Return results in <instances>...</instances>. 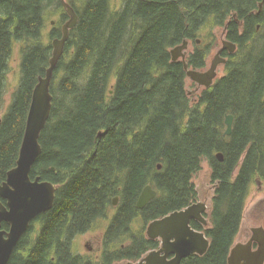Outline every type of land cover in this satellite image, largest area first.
<instances>
[{
	"label": "trees",
	"instance_id": "obj_1",
	"mask_svg": "<svg viewBox=\"0 0 264 264\" xmlns=\"http://www.w3.org/2000/svg\"><path fill=\"white\" fill-rule=\"evenodd\" d=\"M120 1L116 10L111 0H69L79 22L54 71L53 109L31 171L32 178L56 184V199L31 223L7 264L139 260L160 243L147 237V225L196 202L193 178L204 160L218 184L210 225L193 226L203 229L211 244L205 255L181 264H228L250 186L257 177L264 180V5L260 9L261 0ZM61 8L64 20L69 15L62 0H0V109L14 45L23 43L21 80L0 118V183L16 166L33 91L50 66L53 45L42 41L48 11ZM215 27H225L237 49L228 54L226 75L192 105L184 63L173 61L170 50L194 40L189 67H205L209 47L197 37ZM60 34L62 28H56L51 38ZM228 114L234 115L230 135ZM149 184L157 196L139 209V194ZM115 196L117 212L100 258L75 253L76 237L108 215Z\"/></svg>",
	"mask_w": 264,
	"mask_h": 264
},
{
	"label": "water",
	"instance_id": "obj_2",
	"mask_svg": "<svg viewBox=\"0 0 264 264\" xmlns=\"http://www.w3.org/2000/svg\"><path fill=\"white\" fill-rule=\"evenodd\" d=\"M63 6L70 18L63 26V36L55 38L52 42L53 52L50 58V66L45 76H40L33 91L32 101L27 117L26 129L20 148L19 158L14 168L8 171L7 179L0 183V196L7 200V205L0 201V264H7L16 246L29 230L31 223L41 214L53 208L57 186L55 183L42 180L40 176L31 178L32 168L42 153L40 137L51 116L53 107V94L51 84L55 68L64 54L66 43L71 29L79 22V15L74 7L66 0H62ZM264 0L260 3L262 9ZM188 39L171 49L173 61L182 60L187 76L194 80L199 86L209 88L214 85L218 75V67L227 61L221 56V52L228 49L231 53L236 51L237 44L224 40L223 47L218 51L212 61L211 67L205 71L189 67L187 62ZM226 135L233 131L234 116H226ZM217 157L223 161L220 152ZM159 164V169H161ZM157 191L147 185L137 202V207L143 209L153 198ZM119 197H115L113 204L117 205ZM207 205L204 202L193 203L183 209L173 211L162 218L151 221L147 226V237L149 239H160L159 249L152 250L138 261H127L122 264H180L182 259L192 255H205L211 241L205 232L192 227L193 219H198L204 224L208 219L204 216ZM8 222L10 230H3L2 223ZM258 241V249H252V243ZM175 257L168 259L169 254ZM228 264H264V230L253 229V237L248 243L235 244L228 256Z\"/></svg>",
	"mask_w": 264,
	"mask_h": 264
},
{
	"label": "rangeland",
	"instance_id": "obj_3",
	"mask_svg": "<svg viewBox=\"0 0 264 264\" xmlns=\"http://www.w3.org/2000/svg\"><path fill=\"white\" fill-rule=\"evenodd\" d=\"M68 3L69 0H66ZM77 3L79 0H75ZM114 9H120L122 4L120 0H111ZM65 8V7H64ZM47 14L46 26L43 31L42 41L45 44L51 43L53 38H51V33L56 28H62L69 19V16L63 20L64 9H59L58 11L49 10ZM51 21H55L54 25H51ZM224 27H215L213 29H205L202 31L200 36L197 37L198 44L203 47H209V54L206 60V66L200 70L205 71L211 67L212 61L215 58L219 49L223 47V39L225 36ZM264 37V29L261 33ZM22 42H16L14 45V50L12 57L10 59V69L8 73V91L5 96V102L3 107L0 109V118L7 112L10 104L13 100V93L19 86L21 80V61H22ZM196 43L194 40H190L188 46V55L195 51ZM226 65L221 64L218 67V75L215 82L226 75ZM115 82V79L112 81ZM186 89L192 105L199 102L200 95L205 89L203 86H199L198 83L194 82L190 77L186 79ZM193 182L195 184L198 196L196 202H205L208 207V220L212 209V200L217 187V182L212 180V168L207 160L202 162V169L194 176ZM117 207L112 206L108 212V217H103L97 220L94 227L81 235H78L74 241V252L77 254H82L85 256H90L93 259H99L102 255L104 249V236L105 232L111 223L113 217L117 212ZM264 224V180L260 177L254 179L250 186L249 194L246 200L245 209L243 213V220L240 228V232L236 237V243H244L249 236L252 234V229ZM137 226V224H136ZM148 226V225H147ZM39 229V224H35V235ZM147 231V227H146ZM147 235V233H146ZM126 261L117 262L115 264H122Z\"/></svg>",
	"mask_w": 264,
	"mask_h": 264
},
{
	"label": "flooded vegetation",
	"instance_id": "obj_4",
	"mask_svg": "<svg viewBox=\"0 0 264 264\" xmlns=\"http://www.w3.org/2000/svg\"><path fill=\"white\" fill-rule=\"evenodd\" d=\"M54 23H55V21H51V25L53 26L54 25ZM63 33V32H62ZM225 33H227V29H225ZM57 37V36H56ZM56 37H54V38H56ZM59 37H62V35L61 36H59ZM224 40H227V35L225 34V36H224V39H223V41ZM220 50V49H219ZM227 54H231L230 52H229V50L228 49H226V50H224V51H222L221 52V55L223 56V57H227L228 55ZM31 178H32V176H31ZM32 179H35V178H32ZM0 201L1 202H3L5 205H7V200L6 199H4V198H2L1 196H0ZM205 203V202H204ZM206 204V203H205ZM207 205V204H206ZM208 210H209V207H208V205H207V211L206 212H204V216L207 218V215H208ZM208 219V218H207ZM36 220V219H35ZM34 220V221H35ZM34 221L32 222V223H34ZM193 223H195L196 225H198L199 227L201 226L202 228H206V227H208L209 225H210V220H208V223L207 224H204L203 222H201L200 220H198V219H193L192 220V222H191V225H192V227L194 228V229H196V230H199V231H203V232H205L203 229L202 230H200V229H197V228H195L194 226H193ZM256 228H261V230L263 231L264 230V224H260V226H257ZM2 229L3 230H7V231H9L10 230V224L8 223V222H3L2 223ZM205 234H206V232H205ZM207 236V235H206ZM252 237H253V229H252V234L249 236V238L244 242V243H248L251 239H252ZM159 241H160V239H158ZM237 244V243H236ZM160 245H161V241H160V243H159V246L157 247V248H155V249H159L160 248ZM235 245V244H234ZM259 246H260V243L258 242V241H254L253 243H252V249H254V250H256V249H258L259 248ZM192 255H197V254H192ZM192 255H189V256H187V257H185V258H183L182 259V261H181V263L185 260V259H187L188 257H190V256H192ZM173 257H175V254H173V253H171V254H169V256H168V259L170 260V259H172ZM180 263V264H181Z\"/></svg>",
	"mask_w": 264,
	"mask_h": 264
},
{
	"label": "bare ground",
	"instance_id": "obj_5",
	"mask_svg": "<svg viewBox=\"0 0 264 264\" xmlns=\"http://www.w3.org/2000/svg\"><path fill=\"white\" fill-rule=\"evenodd\" d=\"M262 1V0H261ZM264 5V4H263ZM263 8V7H262ZM69 15V14H68ZM69 18H70V16H69ZM69 20V19H68ZM67 20V21H68ZM78 26V25H77ZM225 28V27H224ZM261 28V26L260 25H258V28H257V31H259V29ZM74 29V28H73ZM135 29V28H134ZM226 29V28H225ZM72 30V29H71ZM61 35V34H60ZM227 35V34H226ZM255 35V34H254ZM62 36H63V33H62ZM56 38H61V37H59V36H57ZM78 38V37H77ZM55 38H53V40H54ZM53 40H52V42H53ZM229 40V39H228ZM189 42H190V40H188ZM182 44V43H181ZM177 46V45H176ZM174 48V47H173ZM172 49V48H171ZM236 49H237V47H236ZM226 50V49H225ZM53 51V50H52ZM224 51V50H223ZM170 52H171V50H170ZM230 52V51H229ZM218 53V52H217ZM231 53V52H230ZM64 55V54H63ZM217 55V54H216ZM228 55V54H227ZM189 55H188V51H187V57H188ZM222 56V55H221ZM223 57V56H222ZM224 58H226L227 59V61L225 62V63H223V64H225L226 65V63L228 62V59H229V55L226 57H224ZM180 61H182L181 59H180ZM183 62V61H182ZM184 63V62H183ZM48 69V68H47ZM187 75V74H186ZM188 77V76H187ZM194 81V80H193ZM195 82V81H194ZM205 88V87H204ZM33 96V95H32ZM53 105V104H52ZM64 105V104H63ZM53 109V108H52ZM59 110V109H58ZM52 112V111H51ZM233 115V114H232ZM234 116V115H233ZM5 118V117H4ZM50 119V118H49ZM49 121V120H48ZM48 123V122H47ZM22 145V144H21ZM21 148V147H20ZM20 153V152H19ZM17 164V163H16ZM11 170V169H10ZM154 176V175H153ZM47 181H49V180H47ZM3 183V182H2ZM56 185V184H55ZM150 185V184H149ZM146 187V186H145ZM140 195V194H139ZM115 197H119V196H115ZM114 197V198H115ZM113 201H114V199H113ZM119 203V202H118ZM194 203H196V202H194ZM193 204V203H192ZM118 205V204H117ZM190 205H191V203H190ZM113 206H116V205H114L113 204ZM137 206V205H136ZM108 217V216H107ZM38 218V217H37ZM153 221V220H152ZM154 240H158V239H154ZM103 243H104V241H103ZM152 250H155V249H152ZM152 250H150V251H152ZM150 251H148V252H150ZM148 252H146L144 255H146ZM143 255V256H144ZM142 256V257H143ZM141 257V258H142ZM140 258V259H141ZM139 259V260H140ZM138 261V260H137Z\"/></svg>",
	"mask_w": 264,
	"mask_h": 264
}]
</instances>
